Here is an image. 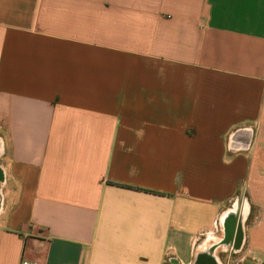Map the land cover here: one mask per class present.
I'll return each instance as SVG.
<instances>
[{"label":"crops","instance_id":"1","mask_svg":"<svg viewBox=\"0 0 264 264\" xmlns=\"http://www.w3.org/2000/svg\"><path fill=\"white\" fill-rule=\"evenodd\" d=\"M245 185L264 264V0H0V264H192Z\"/></svg>","mask_w":264,"mask_h":264},{"label":"rangeland","instance_id":"2","mask_svg":"<svg viewBox=\"0 0 264 264\" xmlns=\"http://www.w3.org/2000/svg\"><path fill=\"white\" fill-rule=\"evenodd\" d=\"M245 188V192L242 194V197H240L239 201H237L236 203V199H234L233 201H231L230 203L227 204L225 210H227L228 212H231V215H233V218H236L237 220V215L240 218H242L245 214V212L248 214L247 219L245 221V224L242 225V227H245L248 229L249 226L251 225H255L257 224L258 221V208H257V203H253V201H251V199L254 197H257L258 194V186H243ZM1 193V191H0ZM1 195V194H0ZM244 195V196H243ZM246 198L250 199V205H246ZM244 199V200H243ZM242 215V216H241ZM241 216V217H240ZM235 220V222H236ZM227 222V221H226ZM238 225V223L236 224ZM233 226V222L226 223V226L222 223V226L219 224L218 226L214 227L212 229L211 232L206 233V235L201 236L198 244L202 243L203 241H205L207 238L209 237H223L224 233L226 236L223 238L224 240H222V244L223 242H226L225 240H227V234H228V230L230 231L231 227ZM244 228V229H245ZM223 233V235H222ZM215 244V242H212ZM197 244V245H198ZM242 247L240 246V244L237 242L234 244H230L229 248H227V250L223 251L220 253V260L222 262V264H238L241 262V258H242Z\"/></svg>","mask_w":264,"mask_h":264},{"label":"bare ground","instance_id":"3","mask_svg":"<svg viewBox=\"0 0 264 264\" xmlns=\"http://www.w3.org/2000/svg\"><path fill=\"white\" fill-rule=\"evenodd\" d=\"M231 213V212H230ZM247 214L244 215V218ZM231 216L229 213H227L226 217L224 219H229ZM243 220V218H242ZM243 224H241V230H240V241L239 244L240 246L242 245V236H243V229L244 227H242ZM224 237H226L224 235ZM224 237H219L217 238L215 237H209L207 238L203 243L198 244L195 247V251H194V259H193V263L192 264H222L221 260H220V253L227 250V248H229L228 244V240H226V242H223L222 244V240H224ZM222 239V240H220ZM212 242H215L212 243Z\"/></svg>","mask_w":264,"mask_h":264},{"label":"built area","instance_id":"4","mask_svg":"<svg viewBox=\"0 0 264 264\" xmlns=\"http://www.w3.org/2000/svg\"><path fill=\"white\" fill-rule=\"evenodd\" d=\"M246 129L252 131V129H250V128H246ZM231 139H232V136H231ZM236 144L237 143L233 139L230 140V142H229V146H230L231 150H233L235 152H239V151H243V150H248L249 147L251 146V143L244 144V146H238V145L236 146ZM21 264H29V263L27 261H23Z\"/></svg>","mask_w":264,"mask_h":264},{"label":"flooded vegetation","instance_id":"5","mask_svg":"<svg viewBox=\"0 0 264 264\" xmlns=\"http://www.w3.org/2000/svg\"><path fill=\"white\" fill-rule=\"evenodd\" d=\"M229 237V236H228ZM229 239H230V237H229ZM239 239H240V237H237L236 238V244H237V242L239 243Z\"/></svg>","mask_w":264,"mask_h":264}]
</instances>
